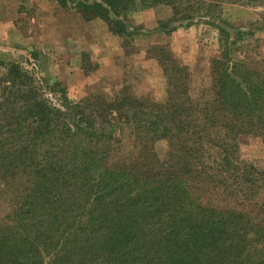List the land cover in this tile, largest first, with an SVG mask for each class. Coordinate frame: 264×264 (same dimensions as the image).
Masks as SVG:
<instances>
[{
    "label": "trees",
    "instance_id": "16d2710c",
    "mask_svg": "<svg viewBox=\"0 0 264 264\" xmlns=\"http://www.w3.org/2000/svg\"><path fill=\"white\" fill-rule=\"evenodd\" d=\"M56 1L129 36L128 0ZM144 1L171 10L168 26L159 25L167 33L199 12L200 20L218 18L222 4L264 8V0ZM229 45L221 41L223 57L212 63L208 100L195 103L187 69L172 65L163 71L162 108L133 111L145 120L137 131L167 139L168 161L157 166L104 167L118 107L103 98L70 102L61 91L51 106L10 64L0 98V191L16 203L0 221V264H44L50 254L51 264H264V221L240 208L252 200L264 212V173L237 155L240 139L264 141V70L233 60ZM217 193L229 201L210 205Z\"/></svg>",
    "mask_w": 264,
    "mask_h": 264
},
{
    "label": "rangeland",
    "instance_id": "374dc122",
    "mask_svg": "<svg viewBox=\"0 0 264 264\" xmlns=\"http://www.w3.org/2000/svg\"><path fill=\"white\" fill-rule=\"evenodd\" d=\"M128 1L124 18L129 36L113 34L107 40L98 37L81 46L83 41H77L75 23L68 18L67 8L56 0H0V98L5 96V87H9L4 82L8 66L16 64L51 106H59L63 99L60 91L70 102L87 106L98 98H103L106 104L114 103L119 109L117 115L127 124L119 119L112 132L114 140L108 141V157L102 161L108 169L132 163L149 166L167 163L170 153L167 139L160 137V133L147 136L142 129L137 131L136 122L141 118L134 119L131 115L136 108L148 113L162 108L167 85L163 71L170 66L187 69L188 95L199 104L211 95L212 63L223 57L221 41L230 43L233 60L249 69L264 70V8L222 4L218 18L208 16L200 20L198 15L202 12H199L191 22L171 24L172 32L167 33L159 25H167L171 17L168 7L151 6L152 2L144 0ZM212 22L224 28L228 37L221 36L211 26ZM94 31L98 33L99 29ZM237 155L264 173L261 138L240 139ZM208 201L210 205L222 206L229 200L217 193ZM15 203V197L0 191V221L11 214ZM240 208L252 220L264 221V212L260 213L255 201ZM52 256L44 257V264H51Z\"/></svg>",
    "mask_w": 264,
    "mask_h": 264
},
{
    "label": "crops",
    "instance_id": "0c3cea01",
    "mask_svg": "<svg viewBox=\"0 0 264 264\" xmlns=\"http://www.w3.org/2000/svg\"><path fill=\"white\" fill-rule=\"evenodd\" d=\"M67 10L69 13L68 18L72 20L71 21L72 23H75L73 25L75 26L78 33V36L76 37L77 41H83V43L81 42V46H86V42L93 41L95 38L98 37L100 38L105 37L104 39L106 40L109 37H113V34L109 33L106 24L102 20L100 19H93L90 21L84 20L81 17V15H79V13L76 12L75 8H73V5H69ZM70 19L68 22H70ZM78 19H80L82 22H80ZM95 29H99V32L95 33L96 32L94 31ZM80 31L82 32V34L80 33Z\"/></svg>",
    "mask_w": 264,
    "mask_h": 264
}]
</instances>
